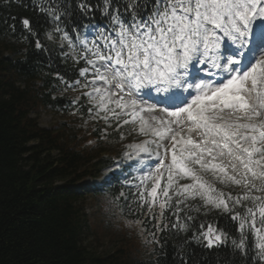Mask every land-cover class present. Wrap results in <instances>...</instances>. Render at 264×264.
Returning <instances> with one entry per match:
<instances>
[{
    "label": "snow or ice",
    "instance_id": "snow-or-ice-1",
    "mask_svg": "<svg viewBox=\"0 0 264 264\" xmlns=\"http://www.w3.org/2000/svg\"><path fill=\"white\" fill-rule=\"evenodd\" d=\"M38 6L52 25L47 39L58 36L64 59L84 62L83 83L75 85L89 89L83 93L89 113L109 126L116 121L118 129L138 124L133 131L148 137L129 144L118 166L141 165L138 181L125 176L136 189L133 201L124 192L120 197L130 212L132 204L147 208L156 221L152 242L159 243L157 232L191 231L189 245L212 250L230 240L245 264L253 252L252 264H264V0H40ZM19 22L37 49L51 51L40 41L38 21ZM82 28L91 39L81 38ZM232 186L242 191L223 190ZM214 211L238 224L239 237L219 217L209 219ZM180 248L177 264H188L184 242Z\"/></svg>",
    "mask_w": 264,
    "mask_h": 264
},
{
    "label": "trees",
    "instance_id": "trees-1",
    "mask_svg": "<svg viewBox=\"0 0 264 264\" xmlns=\"http://www.w3.org/2000/svg\"><path fill=\"white\" fill-rule=\"evenodd\" d=\"M39 4L40 0H0V264H177L182 242L188 264H245L239 250L233 254L230 240L227 247L208 250L195 242L187 244L191 231L170 230L157 232L159 243L152 242L156 221L149 220L147 208L141 211L138 204H132L130 212L120 193L131 202L136 189L117 175L96 192L81 187L115 162L129 124L118 129L116 121L109 126L89 113L88 97L83 95L89 89L75 85L77 79L83 83L79 69L84 62L65 60L58 36L47 39L52 25ZM24 18L38 21L40 41L51 51L36 48V39L19 22ZM95 20L103 23L99 13ZM41 112L58 114L62 120L54 127H41L37 122ZM76 185L81 189L73 188ZM223 190L233 195L242 191ZM89 197L102 208L98 223L109 229L116 224L124 238L111 251L98 253L83 241ZM170 212L165 222H174ZM213 216L239 237L238 224L230 217L215 211L209 219ZM201 219L202 213L197 226ZM137 220L147 221L146 228L142 230ZM254 243L249 234L248 246L253 248ZM252 254L247 264H252Z\"/></svg>",
    "mask_w": 264,
    "mask_h": 264
},
{
    "label": "rangeland",
    "instance_id": "rangeland-1",
    "mask_svg": "<svg viewBox=\"0 0 264 264\" xmlns=\"http://www.w3.org/2000/svg\"><path fill=\"white\" fill-rule=\"evenodd\" d=\"M85 34L87 36L88 32L85 31ZM90 106L92 107L91 103L89 102ZM163 107L162 105L157 106V108ZM159 109H157L158 111ZM103 115V114H101ZM145 115H148L147 113ZM62 120V117L58 114H52L50 112H41L37 118V122L41 127H54L57 122H60ZM133 125V124H132ZM133 128H138V124L133 126H128V134L123 139V143L125 144L122 146V151L118 155L120 158V161L124 159L123 153L125 151H129L128 145L133 143H139L148 137H145L143 135H140L137 131H133ZM125 136V135H124ZM123 136V137H124ZM129 164H132L133 162L126 161L123 167L118 166L119 160L114 166L110 169H106L103 171V176L100 179H86L82 186L85 188L93 189L95 192L105 186V181L108 179L109 173H120L123 170L126 172L131 173V177H135L136 180H139V176L141 175L137 168L141 165H134L133 167H129ZM129 167V169H128ZM187 182V181H182ZM219 188V185H217ZM75 189H81V187H74ZM92 191V190H91ZM101 206L96 198L89 197L86 204H85V214L88 219L87 227L85 228L86 232L84 231L83 235V241L86 244H89L90 247L94 250H96L98 253H104L111 251L113 248L117 247L119 244H123L121 234L115 229L116 224H113L114 226L109 229L108 227L102 226L100 223H98L99 218L101 217ZM125 234H127V231H125ZM122 239V240H121Z\"/></svg>",
    "mask_w": 264,
    "mask_h": 264
},
{
    "label": "bare ground",
    "instance_id": "bare-ground-1",
    "mask_svg": "<svg viewBox=\"0 0 264 264\" xmlns=\"http://www.w3.org/2000/svg\"><path fill=\"white\" fill-rule=\"evenodd\" d=\"M129 164V163H128Z\"/></svg>",
    "mask_w": 264,
    "mask_h": 264
}]
</instances>
